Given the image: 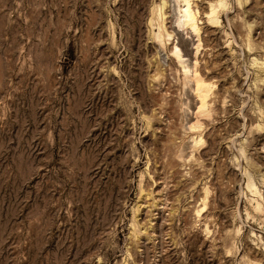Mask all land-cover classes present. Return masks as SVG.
Segmentation results:
<instances>
[{
	"label": "rangeland",
	"instance_id": "rangeland-1",
	"mask_svg": "<svg viewBox=\"0 0 264 264\" xmlns=\"http://www.w3.org/2000/svg\"><path fill=\"white\" fill-rule=\"evenodd\" d=\"M223 1L197 50L183 0H0V264H264V0Z\"/></svg>",
	"mask_w": 264,
	"mask_h": 264
},
{
	"label": "bare ground",
	"instance_id": "bare-ground-1",
	"mask_svg": "<svg viewBox=\"0 0 264 264\" xmlns=\"http://www.w3.org/2000/svg\"><path fill=\"white\" fill-rule=\"evenodd\" d=\"M183 2L184 8L181 11L182 21L180 20L179 24L187 30H192L196 34L197 38H199L197 46L198 50L201 46L204 47L206 44V37L201 35L206 33L213 24H217L219 22V9L225 5V2L223 0H183ZM202 20H204L205 23L203 26L199 23ZM166 36L168 38L171 37L169 33H167ZM173 54L176 55L177 58L180 57L176 48H174ZM188 71V69L183 70L184 73H187ZM193 72L194 76L192 79L195 82L196 91L201 103L200 112L208 113L207 98L208 92L211 90L213 83L206 81V78L202 73V68L199 66L198 58ZM198 142H201V139Z\"/></svg>",
	"mask_w": 264,
	"mask_h": 264
}]
</instances>
